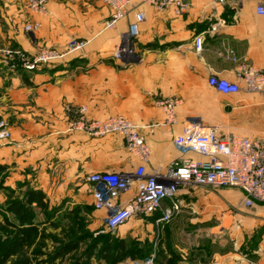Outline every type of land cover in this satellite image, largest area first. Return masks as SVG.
<instances>
[{
	"label": "crops",
	"instance_id": "obj_1",
	"mask_svg": "<svg viewBox=\"0 0 264 264\" xmlns=\"http://www.w3.org/2000/svg\"><path fill=\"white\" fill-rule=\"evenodd\" d=\"M28 1L0 0V120L11 130L10 140L0 141L5 170L34 165L39 188L49 193L54 186L61 193L75 172L133 171L139 160L124 139L92 136L76 126L84 119L122 115L140 124L151 149L149 170H163L180 156L172 139L194 119L219 124L226 135L264 137V91L242 86L225 95L209 84L212 75L238 81L233 56L264 68V16L256 13L254 0L238 9L217 0H187L190 9L183 15L130 0L134 10L108 29L111 8L102 0H49L46 13L31 11ZM135 10L146 18L135 57L121 64L113 52ZM34 22L41 24L38 30L25 29ZM197 36L203 38L200 52ZM73 41L85 46L69 52ZM43 51L57 57L33 69L23 66L21 54ZM172 97L181 100L177 120L165 125L160 102ZM59 176L65 184H56ZM86 186L93 203L91 184ZM192 192L198 194L188 202ZM244 198L232 187L183 193L182 208L193 211L182 210L162 227L165 241L155 264H264V202L247 207ZM154 219L132 220L145 223L152 240Z\"/></svg>",
	"mask_w": 264,
	"mask_h": 264
},
{
	"label": "built area",
	"instance_id": "obj_2",
	"mask_svg": "<svg viewBox=\"0 0 264 264\" xmlns=\"http://www.w3.org/2000/svg\"><path fill=\"white\" fill-rule=\"evenodd\" d=\"M49 0H29L28 8L36 13H46ZM111 8V16L105 28L115 27L120 20L133 10L130 0H102ZM156 7L159 11L173 8L177 15H183L190 9L187 0H141ZM234 9L240 8L245 0H217ZM256 2V13L264 16V0ZM146 14L142 10L134 11V18L128 29L122 34L121 41L113 56L121 64L133 60L136 55V42L140 34L141 23ZM219 23L213 26L216 30ZM39 22L27 24L26 30H38ZM196 50L203 49V38H195ZM85 46V42L73 41L69 52H76ZM232 52V51H231ZM6 57L10 53L5 52ZM57 54L43 51L31 57L20 55L25 68L33 69L48 63ZM235 74L238 81L212 75L209 84L218 92L237 94L244 86L248 91H264V68H259L237 57ZM8 60V59H6ZM5 60V61H6ZM8 62V61H7ZM181 100L172 97L160 102L165 113L164 124L172 125L177 120V108ZM83 111L86 108H82ZM76 126L96 137L120 135L129 154L139 160L133 171H94L88 176L92 188L93 205L102 212L101 220L107 230H115L136 218L153 217L157 232L171 223L182 211L180 199L183 193L196 188H238L244 192V204L252 207L256 202H264V137L223 134L219 124H208L198 119L184 124L182 131L175 134L172 142L180 156L172 160L165 169L149 170L151 149L142 126L129 118L117 115L105 120H82ZM11 130L8 122L0 120V141H8ZM123 264H155L153 257L142 263L137 259Z\"/></svg>",
	"mask_w": 264,
	"mask_h": 264
},
{
	"label": "rangeland",
	"instance_id": "obj_3",
	"mask_svg": "<svg viewBox=\"0 0 264 264\" xmlns=\"http://www.w3.org/2000/svg\"><path fill=\"white\" fill-rule=\"evenodd\" d=\"M92 172H75V179L62 187L61 193L56 186L52 188V193L43 190L48 208L33 207V224L38 232L14 261H8L6 264H110L106 260L107 255H119L120 248L127 253V257L117 264L132 259L146 263L151 257L157 262L165 241L163 229L157 233L155 231L152 240L149 227L139 221L132 220L115 230H107L94 208L86 186L88 176ZM38 176L39 168L29 164L17 170L6 169L1 173V240L14 231L15 227L7 224L8 221L18 224L15 215L8 211V205L15 198H23L29 189L39 188ZM59 183L65 184V179L59 176L56 184ZM48 189L50 190L49 186ZM197 194L198 192L186 195V200L193 202ZM187 207L182 210L193 211ZM3 214L7 216L8 221ZM187 222H193V219H188ZM189 227V230L193 231L192 225ZM229 242L230 239L226 240L225 244L230 245ZM105 246H111L110 253L103 256L100 250Z\"/></svg>",
	"mask_w": 264,
	"mask_h": 264
},
{
	"label": "trees",
	"instance_id": "obj_4",
	"mask_svg": "<svg viewBox=\"0 0 264 264\" xmlns=\"http://www.w3.org/2000/svg\"><path fill=\"white\" fill-rule=\"evenodd\" d=\"M5 165L0 163V175L5 170ZM45 192L40 188L29 189L23 198H15L8 205V211L12 212L18 224L8 221L6 215L5 220L7 224L14 226V231L1 240L0 238V264H6L8 261H14V258L28 245L32 237L37 234L38 230L33 224V207L38 206L40 208L47 209L48 204L45 201ZM4 212V211H3ZM111 246H105L100 250V254H109V248ZM120 254L115 256L107 255L106 260L110 264H117L126 259L127 253L120 248ZM14 264V263H13Z\"/></svg>",
	"mask_w": 264,
	"mask_h": 264
}]
</instances>
